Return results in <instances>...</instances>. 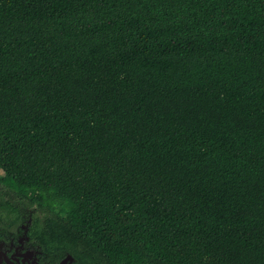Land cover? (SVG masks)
Returning a JSON list of instances; mask_svg holds the SVG:
<instances>
[{"label": "trees", "instance_id": "obj_1", "mask_svg": "<svg viewBox=\"0 0 264 264\" xmlns=\"http://www.w3.org/2000/svg\"><path fill=\"white\" fill-rule=\"evenodd\" d=\"M0 170L42 264H264V0H0Z\"/></svg>", "mask_w": 264, "mask_h": 264}, {"label": "flooded vegetation", "instance_id": "obj_2", "mask_svg": "<svg viewBox=\"0 0 264 264\" xmlns=\"http://www.w3.org/2000/svg\"><path fill=\"white\" fill-rule=\"evenodd\" d=\"M23 226H25V225H23ZM23 236L18 237L17 241L11 240L9 244L1 242V243H3V246L0 248V251L6 252L7 255H8V258H11V256L13 254H15V253L21 254V256L20 255L17 256V258L19 259V262L18 261L9 260V262L4 261L2 264H18V263H20V264H31L32 261H33V258H29L28 259V258H24V256H22L25 253H27L28 251H35L36 255H37L38 264H42L41 261H40L41 252H39L37 249H34L33 247H30V245H27V243L29 241L24 243L23 248H20L21 247L20 240L22 239ZM24 260H25V263L23 262Z\"/></svg>", "mask_w": 264, "mask_h": 264}, {"label": "water", "instance_id": "obj_3", "mask_svg": "<svg viewBox=\"0 0 264 264\" xmlns=\"http://www.w3.org/2000/svg\"><path fill=\"white\" fill-rule=\"evenodd\" d=\"M23 230L25 231L24 232V236L22 237V239L20 240V243H21V247L20 248H23L24 246V243L25 242H28L30 240L29 236H28V231H29V227L28 226H22ZM3 246V243L0 242V248ZM21 256V254H13L11 256V258H8V255L6 252H2L0 251V264H2L4 261H7L9 262V260H13V261H18L19 262V259L17 258V256ZM24 258H33V261L31 264H38V261H37V255H36V252L35 251H28L27 253H25L24 255ZM74 258L71 256V255H68L62 262L61 264H74ZM25 263V260L23 261ZM20 264V263H18Z\"/></svg>", "mask_w": 264, "mask_h": 264}, {"label": "rangeland", "instance_id": "obj_4", "mask_svg": "<svg viewBox=\"0 0 264 264\" xmlns=\"http://www.w3.org/2000/svg\"><path fill=\"white\" fill-rule=\"evenodd\" d=\"M0 177H4V173L0 170Z\"/></svg>", "mask_w": 264, "mask_h": 264}]
</instances>
